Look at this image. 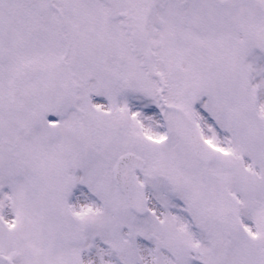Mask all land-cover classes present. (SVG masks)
<instances>
[{
  "label": "snow or ice",
  "instance_id": "6c2138e0",
  "mask_svg": "<svg viewBox=\"0 0 264 264\" xmlns=\"http://www.w3.org/2000/svg\"><path fill=\"white\" fill-rule=\"evenodd\" d=\"M0 264H264V0H0Z\"/></svg>",
  "mask_w": 264,
  "mask_h": 264
}]
</instances>
